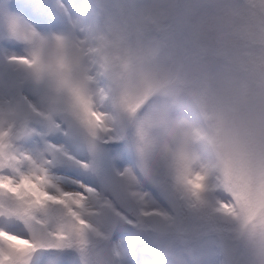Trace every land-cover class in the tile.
<instances>
[{
	"label": "clouds",
	"instance_id": "clouds-1",
	"mask_svg": "<svg viewBox=\"0 0 264 264\" xmlns=\"http://www.w3.org/2000/svg\"><path fill=\"white\" fill-rule=\"evenodd\" d=\"M56 6L55 33L0 14V177L42 175L66 202L0 189V233L43 242L30 264H264V0ZM61 165L93 184L65 189Z\"/></svg>",
	"mask_w": 264,
	"mask_h": 264
},
{
	"label": "snow or ice",
	"instance_id": "snow-or-ice-1",
	"mask_svg": "<svg viewBox=\"0 0 264 264\" xmlns=\"http://www.w3.org/2000/svg\"><path fill=\"white\" fill-rule=\"evenodd\" d=\"M236 164L243 170L245 164L243 159L237 160ZM229 167L231 168V164ZM203 180L202 174H195L188 178V183L193 189L198 190L202 187ZM44 183L45 177L39 174L24 176L19 183L14 182L10 178L0 177V189L20 197H30L32 203L43 205L50 200H56L61 203L66 202L63 198L54 197L45 191L43 188ZM260 196L261 198L256 202H249L250 218H254L261 210H264V185L261 186ZM75 203L79 204V201H75ZM55 239L59 242L58 248L71 246L70 243L65 244L66 241H69V237L65 232L56 233ZM40 243L43 242L39 241L38 238L30 240L16 235L0 233V264H30V258ZM63 264H73V257L64 255Z\"/></svg>",
	"mask_w": 264,
	"mask_h": 264
},
{
	"label": "rangeland",
	"instance_id": "rangeland-1",
	"mask_svg": "<svg viewBox=\"0 0 264 264\" xmlns=\"http://www.w3.org/2000/svg\"><path fill=\"white\" fill-rule=\"evenodd\" d=\"M57 3L58 0H0V14H2L3 12L7 11L9 14H19L21 17H23L28 23H30L32 26H34L37 30L41 31L42 33H55V32H60L63 30V23H62V18L60 17L58 10H57ZM64 3H66V0H64ZM27 7L29 8V10L31 12L34 13H41L46 15H55L56 16V22L54 24H48V26L46 28L41 27V25L39 24L38 26H36L35 24L31 23L29 20H27L22 13V9L26 10ZM3 23L2 20V15H0V24ZM16 45H18V48H8V45L6 48L11 49L13 51H19L22 47L21 44H18L17 42H15ZM12 46V44H11ZM57 143H59V141H56ZM118 146H111V158L114 160L115 164L118 165L119 167H124L125 165L129 164L126 163L123 160V155L121 152V148L122 151L123 147L121 145ZM125 153V152H124ZM127 155V153H125ZM128 156V155H127ZM130 157V156H128ZM131 159V157H130ZM121 163H126L121 164ZM61 168H64L68 171V174H64V173H60V172H56L54 171V175L57 177V179L59 180L60 184L67 190H77L79 188V184L81 181H83L85 184H93V181L90 179H87L85 176H83L78 170L75 169H71V168H67L64 166H58ZM79 172L81 174V176L77 175V172ZM148 190L152 192V194L157 197V199L164 204L166 197H164L161 192H158L155 188H152L151 186H148ZM116 240H128V234L125 232H117L116 236H115ZM47 258V257H46ZM144 260V257H136L132 259L131 264H142Z\"/></svg>",
	"mask_w": 264,
	"mask_h": 264
},
{
	"label": "trees",
	"instance_id": "trees-1",
	"mask_svg": "<svg viewBox=\"0 0 264 264\" xmlns=\"http://www.w3.org/2000/svg\"><path fill=\"white\" fill-rule=\"evenodd\" d=\"M64 255H71L73 257V261L76 263V253L75 252L65 250Z\"/></svg>",
	"mask_w": 264,
	"mask_h": 264
}]
</instances>
